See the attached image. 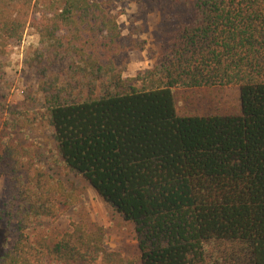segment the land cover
<instances>
[{"label": "trees", "instance_id": "16d2710c", "mask_svg": "<svg viewBox=\"0 0 264 264\" xmlns=\"http://www.w3.org/2000/svg\"><path fill=\"white\" fill-rule=\"evenodd\" d=\"M180 1L193 14L163 59L124 76L122 29L104 3L0 0V44L28 23L45 44L29 62L34 116L9 107L8 125L46 124L64 168L134 226L139 247L110 249L106 228L83 220L51 228L80 189L7 142L18 238L0 264H264V0ZM230 85L239 114H178L175 88Z\"/></svg>", "mask_w": 264, "mask_h": 264}, {"label": "rangeland", "instance_id": "374dc122", "mask_svg": "<svg viewBox=\"0 0 264 264\" xmlns=\"http://www.w3.org/2000/svg\"><path fill=\"white\" fill-rule=\"evenodd\" d=\"M118 16L122 29L117 63L124 76L159 63L168 51L178 26L190 19L192 6L180 0H97ZM45 44L37 30L28 23L18 42L5 40L0 44V159L5 143L24 146L33 158L68 186H76L82 201L68 208L51 224L55 231L70 229L74 221L102 225L107 230V246L129 257L139 254L134 226L123 219L102 196L81 177L69 173L63 166L46 124L38 122L26 128H11L7 123L9 111L16 107L25 117L34 116V97L39 75L30 65L34 54ZM39 97V95H37ZM174 98L179 115H228L241 112L238 85L175 88ZM25 110V113L24 111ZM17 191L10 175L0 168V247L11 249L18 238Z\"/></svg>", "mask_w": 264, "mask_h": 264}]
</instances>
